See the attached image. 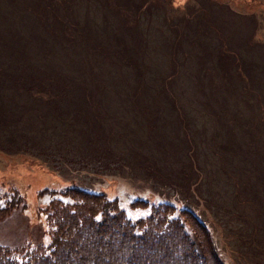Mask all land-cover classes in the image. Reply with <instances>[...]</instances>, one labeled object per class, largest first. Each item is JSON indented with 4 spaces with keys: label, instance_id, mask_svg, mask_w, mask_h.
Segmentation results:
<instances>
[{
    "label": "rangeland",
    "instance_id": "rangeland-1",
    "mask_svg": "<svg viewBox=\"0 0 264 264\" xmlns=\"http://www.w3.org/2000/svg\"><path fill=\"white\" fill-rule=\"evenodd\" d=\"M46 11L0 0V184L24 205L0 220V244H46L43 208L70 187L115 199L132 222L161 201L191 206L198 162L225 248L264 264V0H67L60 23ZM9 59L47 62L73 89L44 97L54 82L15 80Z\"/></svg>",
    "mask_w": 264,
    "mask_h": 264
},
{
    "label": "trees",
    "instance_id": "trees-1",
    "mask_svg": "<svg viewBox=\"0 0 264 264\" xmlns=\"http://www.w3.org/2000/svg\"><path fill=\"white\" fill-rule=\"evenodd\" d=\"M66 2L67 0H30V5L34 13L36 8H44L46 12H50L54 21L60 23L61 19L55 10ZM186 4L185 1L179 8ZM15 9L13 5L12 11L15 12ZM125 12L129 15L127 10ZM41 23L43 29L50 32L44 41L47 38L54 40L55 33L49 25L44 19ZM1 42L5 45L2 39ZM13 61L18 60L9 59L7 68L14 70L15 80L25 81L26 78L29 79L28 76L39 73L38 76H44L39 80L50 78L54 82V88L40 87L47 93L44 97L69 95L73 89L71 83L65 82V77L45 67L47 62L32 63L25 59L20 64H13ZM176 110L181 113L183 108L176 107ZM192 138L195 137L192 135ZM196 145L193 140L188 139L180 149L193 158ZM197 163L186 167V172L193 171L195 175L191 173L189 181L192 185L189 197H195L191 206L177 209L173 203L161 201L151 206L148 215L135 222L125 216L115 199L102 193L75 187L59 192L43 208L48 242L34 248L29 245L15 248L0 244V264H227L222 259L220 250L229 264H251L244 253L229 246L225 248L224 242L232 237L231 233L217 217L201 207V200L205 199L195 191L202 180ZM153 179L162 181L158 174ZM49 193L54 195L57 192L50 190ZM233 196L240 202L238 188ZM140 205L147 204L142 201ZM23 206V195L17 189L0 191V220ZM227 212L242 218L241 212L234 208L227 209ZM250 246L262 249L253 243Z\"/></svg>",
    "mask_w": 264,
    "mask_h": 264
}]
</instances>
